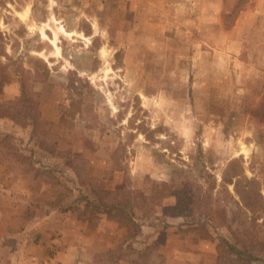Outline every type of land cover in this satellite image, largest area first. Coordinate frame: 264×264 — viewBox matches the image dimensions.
Here are the masks:
<instances>
[{"label":"rangeland","instance_id":"rangeland-1","mask_svg":"<svg viewBox=\"0 0 264 264\" xmlns=\"http://www.w3.org/2000/svg\"><path fill=\"white\" fill-rule=\"evenodd\" d=\"M0 264H264V0H0Z\"/></svg>","mask_w":264,"mask_h":264},{"label":"trees","instance_id":"trees-1","mask_svg":"<svg viewBox=\"0 0 264 264\" xmlns=\"http://www.w3.org/2000/svg\"><path fill=\"white\" fill-rule=\"evenodd\" d=\"M250 181V180H249ZM235 187H236V185H235ZM242 197V196H241ZM104 208H106V209H108L109 208V206H104ZM132 224H133V221L131 222ZM128 226V228H130V224L129 225H127ZM136 227V226H135ZM127 228V230H128V233H129V231H130V229H128ZM136 232H137V227L133 230V231H130V234L129 235H136ZM225 246H226V244L224 243V241H220V242H218L217 243V245H216V247H217V251H218V254H219V258H220V256H221V254H222V252L224 251V249H225ZM231 248H233L232 246H230ZM235 260V259H234Z\"/></svg>","mask_w":264,"mask_h":264},{"label":"bare ground","instance_id":"bare-ground-1","mask_svg":"<svg viewBox=\"0 0 264 264\" xmlns=\"http://www.w3.org/2000/svg\"><path fill=\"white\" fill-rule=\"evenodd\" d=\"M59 32H61L62 34H65V35H70L73 33V32L66 31L62 25L59 26ZM56 34H57V32L54 31V37H56ZM43 36H45L44 32H43ZM50 41L54 47L53 52L58 55L59 54V47L57 46L55 39L51 38Z\"/></svg>","mask_w":264,"mask_h":264}]
</instances>
